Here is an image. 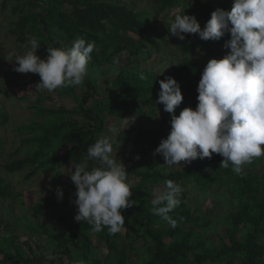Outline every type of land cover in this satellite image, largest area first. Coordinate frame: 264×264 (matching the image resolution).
Listing matches in <instances>:
<instances>
[{"label":"trees","instance_id":"obj_1","mask_svg":"<svg viewBox=\"0 0 264 264\" xmlns=\"http://www.w3.org/2000/svg\"><path fill=\"white\" fill-rule=\"evenodd\" d=\"M137 1L140 0H15L11 13L17 19L10 32L22 45L36 37L41 44L36 54L41 58H46L48 46L67 49L77 37L95 42L98 50L91 54L81 86L53 91L58 96L73 95L78 110L47 111L41 106L43 98H38L31 109L42 122L32 121L17 129L22 137L21 145L9 154L10 163L3 169L9 175L27 170V181L40 171L59 177L60 167L74 166L73 163L85 159L87 148L104 132L107 117L131 118L133 129L118 134L113 150L131 144L126 171L127 182L132 187L130 199L136 203L122 210L125 217L122 238L119 232L110 234L106 227L94 232L92 225L75 222L72 216L67 219L61 216L58 229L50 230L41 219L54 215L58 207L66 204L53 203L47 197L32 208L37 228L29 223L25 226L31 233L26 235V241L19 244V235L0 236V264H64L65 259L68 264H73L74 259H82L84 264H264V156L244 165L243 174H236L231 166L220 168L223 157L215 153L211 158H197L183 170L167 171L165 167L153 165L139 147L146 143L156 149L171 130V114L164 108L166 118L160 121L158 130L148 132L143 127V120L148 116L146 110L163 105L156 103L159 81L172 77L178 82L183 100L175 109L177 116L185 107L195 109L201 73L210 59L221 55L218 48L230 39V34L208 41L201 40L198 34H184L185 41L178 44L179 50L194 58L183 59L166 75L140 70L139 62L161 54L157 39L172 34L168 31L170 24L163 29L157 27L154 14L133 11L129 3ZM151 2L156 14L180 8L178 14L194 15L201 28L212 11L217 8L230 11L233 6V0ZM9 3L10 0L0 2V13L7 10ZM124 54L129 57L128 66L119 70L117 63ZM108 76L114 78L112 94L106 96L99 89L98 77ZM76 90L80 91L78 95ZM91 100H95L93 106L89 105ZM76 116H80L82 122L70 120ZM8 119L0 107V127L6 125ZM2 143L0 138V152ZM131 178L138 182L132 184ZM166 180L177 182L183 188L180 205L169 213L178 222L175 229L151 211L152 189L161 187L163 191ZM193 188L202 198L210 199L213 208L220 205L226 209L224 237L218 247L209 245L205 237L212 223V209L202 212L204 203L195 209L189 204ZM15 197L11 184L0 179V200L13 201ZM75 199L68 198L67 202L74 204ZM10 227L14 232L21 228L19 218L15 217L12 226L7 225L6 229ZM33 236L36 240L47 238L45 249L33 244ZM100 247L105 250L102 257ZM37 249L41 250L38 254ZM46 253L56 259L47 260Z\"/></svg>","mask_w":264,"mask_h":264},{"label":"clouds","instance_id":"obj_2","mask_svg":"<svg viewBox=\"0 0 264 264\" xmlns=\"http://www.w3.org/2000/svg\"><path fill=\"white\" fill-rule=\"evenodd\" d=\"M183 13L174 16L168 30L172 35L184 40V34H198L208 41L230 34L224 44L230 52L207 62L198 82L195 109L185 107L178 116L175 109L183 100L178 82L172 77L159 81L156 103H162L164 111L171 114V130L153 155L161 154L165 166L171 168L215 153L223 157L220 168L231 166L233 172L243 174L244 165L264 156V0H233L230 11H212L203 28L194 15ZM29 44L22 53H12L17 65L13 70L38 74L37 92L81 86L91 54L98 50L95 42L77 37L67 49L48 46L46 58H41L36 54L41 45L37 38L32 37ZM119 131L117 126H109L87 148L85 159L73 163L74 171L70 170L76 187L74 219L92 225L94 232L105 227L110 234L120 232L125 225L122 210L136 203L130 199L128 172L113 156ZM182 192L179 183L166 180L163 191L154 193L150 202L152 213L173 229L178 222L169 213L180 205ZM56 193L63 198L60 187ZM45 256L56 259L51 253ZM73 264L84 261L74 259Z\"/></svg>","mask_w":264,"mask_h":264},{"label":"rangeland","instance_id":"obj_3","mask_svg":"<svg viewBox=\"0 0 264 264\" xmlns=\"http://www.w3.org/2000/svg\"><path fill=\"white\" fill-rule=\"evenodd\" d=\"M2 0H0L1 2ZM15 4V0H10L9 6L4 13H0V107L3 108L4 112L8 116V122L6 125L0 127V138L2 140V147L0 152V179L5 180L10 183L13 191L14 198L13 201L0 200V236L9 238V236L19 235L18 242L27 240L26 235L31 234L29 230L25 228L28 223L36 229V225L32 219V208L38 204L41 200L49 197L53 203H65L66 205L58 207L54 215H49L45 219H41V223L45 224L50 230H57L58 220L61 218L67 219V216L74 217L77 215V206L75 204H70L67 202L68 198H74L76 187L70 178V170L74 171L73 165H67L60 167L57 172L61 175L55 177L54 174H46L40 171L31 180L27 181L26 176L28 175L27 170L21 174L9 175L3 169L4 166L10 163L8 158L17 147L21 145L22 137L19 136L17 129L27 126L32 121L42 122V119H38L35 112L31 109L35 106V101L40 98L44 102L41 106L44 110L57 112L60 108H65L69 111L78 110L77 103L72 96H58L53 94V92H37L35 85L40 82V77L38 74L33 73H18L13 69L16 67V62L12 53H22L27 47H30L29 42L25 45L20 44L16 41V37L11 34L13 27V22L16 21L17 17L11 13L12 6ZM130 8L136 13L149 12L154 14V22L159 29L167 28V24H171L174 16L180 12V8L173 10L169 13H158L153 11V4L151 0H140L135 4L129 3ZM135 39L139 40L138 37L133 36ZM158 42L161 44L162 52L160 55H154V57L146 62H139L138 66L140 70H146L159 75L168 74L173 67L178 66L185 58H194L191 55L184 54L179 50L178 44L185 41L180 40L174 35H162L159 37ZM225 44V43H224ZM224 44L218 48L221 55L218 59L223 58L226 54L230 52V49H226ZM129 57L124 54L120 61L117 63L119 70L126 69L129 62ZM163 72V73H162ZM162 73V74H161ZM114 77H98L99 89L105 93L106 96L112 94L111 82ZM77 95L80 93L76 90ZM95 104V100L89 102L90 106ZM163 105L155 108L146 110L148 115L143 120V127L146 131H156L160 127V121L165 119L163 113ZM71 121L82 122L80 116L71 117ZM115 125L120 131H131L133 129L134 123L131 118H125L123 120L106 118L105 129L102 134L107 131L109 126ZM101 134V135H102ZM147 153V158L149 161L158 167H165L167 171L183 170L189 167L197 161L192 160L191 163H186L184 161L172 166L171 168L165 166L166 162L161 154L153 155L155 149L149 147L146 143H141L139 145ZM25 151L22 152V155ZM116 155V159L121 161L125 169H128L127 161L131 158V144H125L121 149H114L113 156ZM260 167H258L259 169ZM130 182L136 184L138 180L131 178ZM57 187H60L63 191V198L59 199L56 193ZM191 195L189 199V204L193 209L197 208L198 204L204 203L201 208L202 212L212 209L210 218L212 220L211 226L207 229L205 237L208 238V244L218 247L221 243V239L224 237V223L226 209L220 205L213 208L212 202L208 198H202L201 195L196 193V190L191 189ZM162 191L161 187H153L152 192L158 193ZM55 196H51V194ZM152 194V199H153ZM20 195L21 198L17 197ZM27 211V213H25ZM19 218L21 228H18L15 232L7 230L6 227L12 226L14 220ZM28 221H27V220ZM75 222H77L74 219ZM14 230V229H13ZM119 234L124 238L125 232L121 230ZM25 235V236H23ZM37 237L33 236V244H37L41 249H45V244L47 243V238L41 237L40 240H36ZM33 244H31L32 247ZM141 244V243H140ZM102 250L101 257L105 255V250ZM36 254L41 252V250H36ZM64 264H68L65 259ZM239 264V263H238Z\"/></svg>","mask_w":264,"mask_h":264}]
</instances>
